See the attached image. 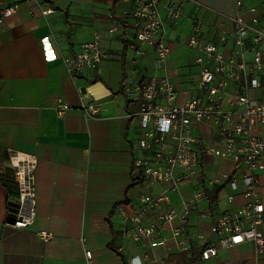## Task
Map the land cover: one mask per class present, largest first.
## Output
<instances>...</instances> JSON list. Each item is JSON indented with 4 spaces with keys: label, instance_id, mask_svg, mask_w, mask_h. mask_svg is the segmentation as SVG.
<instances>
[{
    "label": "crops",
    "instance_id": "0c3cea01",
    "mask_svg": "<svg viewBox=\"0 0 264 264\" xmlns=\"http://www.w3.org/2000/svg\"><path fill=\"white\" fill-rule=\"evenodd\" d=\"M241 1L242 10L236 0H159L162 38L169 49L160 66L153 44L142 43L141 55L132 49L135 0H2L17 8L0 24V155L13 172L16 166H33L36 214L26 228L8 223L7 200L19 206V191L18 197H8L0 183V264H264V252L258 254L251 242L200 258L214 238L210 226L215 217L230 206L226 195L234 194L232 205L244 201L241 190L229 184L205 188L191 210L187 252L176 249L167 230L161 232L165 245L150 246L158 234L133 241L128 234L133 223L124 217L140 204L141 196L163 186H148L132 165L140 130L131 118L137 105L127 101L123 84L166 76L176 86L179 103L195 95L199 65L187 39L193 34L219 44L238 12L249 18V8L256 7L264 14V0ZM180 3V16L168 18L167 7ZM46 8L55 11L43 16ZM113 27L117 32L109 34ZM96 32L106 52L99 71L69 76L62 56L78 50ZM220 45L225 51L233 46L230 39ZM259 79L261 87L249 90L248 96L264 98V72ZM90 104H98L97 112L86 113L84 106ZM195 130L205 141L212 140L207 125ZM218 167L208 168L230 172L232 163L220 161ZM193 178L197 181L168 192V206L175 211L181 212L183 201L200 190V179ZM258 181L264 199V170ZM224 188L226 207L221 208ZM147 216L152 220V213ZM164 226L169 228L168 223ZM40 231L52 238L43 240Z\"/></svg>",
    "mask_w": 264,
    "mask_h": 264
},
{
    "label": "built area",
    "instance_id": "2783aa9c",
    "mask_svg": "<svg viewBox=\"0 0 264 264\" xmlns=\"http://www.w3.org/2000/svg\"><path fill=\"white\" fill-rule=\"evenodd\" d=\"M243 9L241 0H236ZM177 7H167V17L180 16ZM159 0H135L131 10L136 43L132 45L136 55L143 54L142 43L154 45L157 64L163 66L169 54L162 38V22L158 11ZM16 5L0 0V24L16 12ZM54 8L41 11L43 16ZM245 18L238 12L231 18L232 30L219 36V44L203 41L191 34L187 45L196 52L199 65L195 83L197 93L183 102L177 101V90L166 76H151L142 80L125 82L122 91L128 102L137 105L131 118L140 130L132 165L148 186L162 185L159 192L140 197V204L124 217L133 223L128 234L133 241L149 238L150 246L165 245L167 238L161 232L168 231L170 240L179 252L191 249L187 217L196 203L204 197V189L229 184L232 190L240 189L244 201L232 205L234 194L226 195L230 205L220 212L210 226L214 238L200 252L201 259H208L224 248L251 242L258 254L264 252V199L259 195V172L264 170V98L250 97L249 90L261 87L259 75L264 72V14L256 7L248 10ZM115 34V27L109 28ZM102 35L93 34L72 54L62 56L66 72L77 77L86 70L99 71L106 52L101 46ZM230 39L232 49L222 50L220 44ZM86 113L97 112L98 104L84 106ZM63 107L59 108L61 114ZM205 124L212 140L205 141L196 128ZM213 158L230 161V172L208 168ZM198 177L201 187L182 203L181 212L168 206V192L175 191L183 182ZM14 179L19 191V206L14 213L12 226L26 228L35 218V194L33 166L25 169L16 166ZM153 214L152 220L147 216ZM178 220V224L174 221ZM169 228H165V224ZM160 234V235H159ZM43 240L52 238L40 231ZM86 259L91 250H85Z\"/></svg>",
    "mask_w": 264,
    "mask_h": 264
},
{
    "label": "trees",
    "instance_id": "16d2710c",
    "mask_svg": "<svg viewBox=\"0 0 264 264\" xmlns=\"http://www.w3.org/2000/svg\"><path fill=\"white\" fill-rule=\"evenodd\" d=\"M5 160V157H3V155H0V183L3 187H5L8 197H18V189L17 183L14 180V172L4 165ZM212 202L213 198L210 200V203ZM6 207L8 211L6 221L8 223H13L15 219L14 213L16 212L18 205L8 199Z\"/></svg>",
    "mask_w": 264,
    "mask_h": 264
},
{
    "label": "rangeland",
    "instance_id": "374dc122",
    "mask_svg": "<svg viewBox=\"0 0 264 264\" xmlns=\"http://www.w3.org/2000/svg\"><path fill=\"white\" fill-rule=\"evenodd\" d=\"M211 168H213V169H216V167H218V165L220 164V160L219 159H217V158H213L212 160H211ZM219 168V167H218ZM197 180L195 179V178H192V179H190V180H188V181H186V182H184L185 184H189V183H192V182H196ZM185 184H180L179 185V187H178V189L179 190H181L182 188H183V186L185 185ZM177 189V190H178ZM228 192V190L226 189V188H224V190L223 191H221V193L219 194V202H220V205H221V208L223 207V206H225L226 205V201H225V195H226V193ZM226 207V206H225ZM224 208V207H223Z\"/></svg>",
    "mask_w": 264,
    "mask_h": 264
}]
</instances>
